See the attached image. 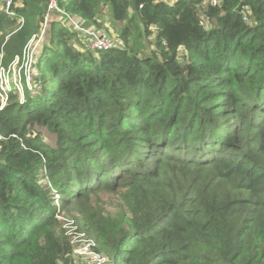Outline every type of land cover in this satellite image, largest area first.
I'll return each instance as SVG.
<instances>
[{"label":"trees","instance_id":"obj_1","mask_svg":"<svg viewBox=\"0 0 264 264\" xmlns=\"http://www.w3.org/2000/svg\"><path fill=\"white\" fill-rule=\"evenodd\" d=\"M48 4L0 0L4 64L48 34L0 109V264H76L63 217L113 264H264V0Z\"/></svg>","mask_w":264,"mask_h":264},{"label":"built area","instance_id":"obj_2","mask_svg":"<svg viewBox=\"0 0 264 264\" xmlns=\"http://www.w3.org/2000/svg\"><path fill=\"white\" fill-rule=\"evenodd\" d=\"M212 1L214 4L218 2V0ZM12 4L13 0H3L4 8L9 14H14V12L11 10ZM57 7V0H49V10L55 9ZM66 15L67 18L81 30V37L84 38L87 47L90 50H108L113 47L115 43V39L113 37L105 36L97 29L96 30L98 33H96L95 29L86 28L80 24L81 21L77 17H73L68 13H66ZM244 18L246 19L247 15H245ZM46 25L47 23L44 25L41 32L32 35L24 47L22 53L20 55H16L9 64L6 65L4 62L0 61V109L6 106L10 97V93L13 91H17L19 93L22 102L25 100V93L23 92L20 83H15V86H12L10 81L7 79L8 70H10L17 63L20 62V66L25 69L29 82L27 86L32 89V84L30 81L33 78L32 68L33 65L36 64L39 57L37 55V50L39 49L40 52L43 50L44 39L46 37ZM64 228L66 229V235L71 237V243L73 244V255L82 256L86 264H113L109 261V257L99 250L98 242L88 233L80 230L73 220L67 221V223L64 224Z\"/></svg>","mask_w":264,"mask_h":264},{"label":"rangeland","instance_id":"obj_3","mask_svg":"<svg viewBox=\"0 0 264 264\" xmlns=\"http://www.w3.org/2000/svg\"><path fill=\"white\" fill-rule=\"evenodd\" d=\"M168 1L169 2H172L174 0H168ZM22 21H23V17H22ZM90 29H93V28H90ZM108 31L112 35V37L115 36V35H117L116 34V31L114 30V28H110ZM96 33H98L97 30H96ZM47 35L48 34H46V39L48 37ZM40 53L41 52L38 49L37 50V55L39 56ZM18 55H20V54H18ZM35 65L36 64H34L33 65V68H32V77H33V70H34ZM7 79L10 81V83H11L12 86H15V83H20V86L22 87L23 92L25 93V88L29 84V82H28V78H27V73H26L25 69L20 66V62L17 63L15 66H13L10 70H8V72H7ZM30 81H31V84H33V80H30ZM63 219H64V222H65L64 224H66L67 221H69V220H73V219H69V218H66V217H63ZM73 221L75 222V220H73ZM75 224L81 230V227L76 222H75ZM89 234H90L91 237H94V232L92 230L89 231ZM72 256L75 258L76 264H86V262L82 258V256L73 255V254H72Z\"/></svg>","mask_w":264,"mask_h":264},{"label":"clouds","instance_id":"obj_4","mask_svg":"<svg viewBox=\"0 0 264 264\" xmlns=\"http://www.w3.org/2000/svg\"><path fill=\"white\" fill-rule=\"evenodd\" d=\"M81 230H83V229H81ZM83 231H85V230H83ZM86 233H88L89 234V231H85ZM90 235V234H89ZM94 239H95V237H93ZM96 240V239H95ZM97 241V240H96ZM98 242V241H97ZM98 248H99V242H98ZM100 250V249H99ZM101 251V250H100ZM103 252V251H102ZM104 253V252H103ZM111 263H113V262H111Z\"/></svg>","mask_w":264,"mask_h":264}]
</instances>
